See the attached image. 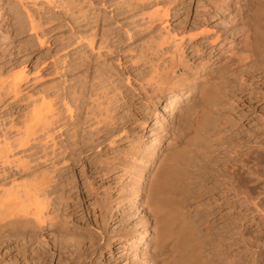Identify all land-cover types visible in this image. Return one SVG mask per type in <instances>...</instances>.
<instances>
[{"label":"bare ground","instance_id":"bare-ground-1","mask_svg":"<svg viewBox=\"0 0 264 264\" xmlns=\"http://www.w3.org/2000/svg\"><path fill=\"white\" fill-rule=\"evenodd\" d=\"M46 1H48V0H46ZM61 1H63V0H61ZM66 1H65V3H66ZM72 1L77 2L78 0H69L67 5H69V2H70V4H72L71 6H74L75 2L72 3ZM81 1H82V3L84 2L83 0H81ZM96 1H98V0H96ZM130 1H132V2L131 3H129V1L127 2V5H126L127 9L123 8V9H125V11H123L122 13H125L126 16H125V14H122L120 11L121 14L120 13L117 14V16L119 18L118 17L115 18L116 21L114 19L113 20H114L115 24H118V23H120V21H119L120 19H122V22L124 19L125 20L129 19V21H127V20L126 21L130 23V26H127L125 28V31H123L121 33L125 32L126 33L125 36H128L127 39H129V40L132 37H135V35L138 36L140 34L142 37H139V40H138L139 42L137 41L139 44L141 43L140 41L144 40L141 43L142 45L140 47L138 46L139 47V49H137L139 51L138 55H137V53H135L137 55V56H134L135 58L137 57V59H135V60H137V62H140V63L138 66L135 65V69H134L135 73L133 72L132 73L133 76H131V77L133 78V81L135 83H137L138 88L143 89L142 94L138 93V96L143 101V103L145 105H147V108H145L146 111L144 110L145 111V112H143L144 114H141L140 111L138 112L141 115H143V117L140 118L137 116L138 119H135V118L134 119L136 120V122L139 121L138 123H141V125L144 126L149 121V119L153 118V122H152L153 128H151V130H152L151 135L149 134L150 137L148 136L149 137V139H147L148 141H143V140H141V138L136 139L134 137L135 139L134 140L131 139L132 142H130V145H127L128 147L125 145L127 148L124 151H121V150H123L122 148H121V150L118 148L120 146H117L114 148L111 147L117 141H121L123 139L121 134L122 133L126 134V131H127L126 130V123L129 120L128 118L130 117L129 116L127 118L124 115V113H127V112H125L127 110L118 111L119 109H117V106L115 107L116 109L115 108L112 109L113 106L111 107V104H112V101L114 104L119 103L118 101H120L125 96L121 95L122 94L120 92L121 89L119 88L120 85H119V87L116 86L120 89L119 92L115 93L114 90L118 89L116 87H114V90H113L114 93L110 89L109 90L112 93L108 92V90H106L108 85H110V84L112 85L113 82L117 83L118 80L115 82L114 79H112V78L110 79V77H112L114 75L111 76L110 75L111 74L110 69L107 71L106 67L103 64H100L98 61L95 62V59L93 60L94 62H92L91 59L90 60L88 59L87 62L84 61L86 63H83L85 65V69H83L84 72L83 73H77L76 79L74 78L75 76L73 77L74 79L72 78L73 80H76V82H75V83H77V84H75L76 87L74 85L73 89H68V90H72V92L68 91V93H71L72 95L74 94L73 95L74 98L71 96L70 99H67V97H64L62 95V97H64V98H62L63 99L62 106H65V108H63V107L62 108L64 109L63 111L66 110L65 112L69 113L67 115H69L71 117V119L75 113L77 116H80V112H82L85 119L89 118V119L96 120V122L98 124L101 121L102 123L104 122V125L102 124L103 127H101V129L99 130L98 133L96 131V133L97 134L100 133V135L95 136L93 134L94 135L93 136V135L89 134L90 137L88 135L87 137H89V138L87 139V137H86L87 140L84 139L86 142L84 143L83 142L84 140H83L82 141L83 143L81 145H79V148L77 150H73L75 153L74 156H77L76 151H78V154H80V155L88 154L89 157L93 156L92 159L95 158L94 159L95 161L92 163H94L96 171H98L101 174H106V175H110L112 173H115L118 175L117 178H119L120 187L118 185L119 189L117 190L116 196L113 199V195H115V194L110 193V194H106V196L104 195L105 198H103V201H102L103 204H101L100 206L105 205V207H106V205L109 206V204L114 202V203H116V205L118 207L119 206L122 207L126 202H128L135 209H136V203H137L138 206L143 208V210L145 211L147 217L144 215L141 218L139 217V219H137V221L134 222L135 223L134 227H136L138 224L146 226L145 229L143 228L144 230H142V232H140L136 236V239L133 243L134 248L132 250L134 251V256L136 255L139 243L146 242V244H147L146 249H148V248L151 249L153 251V253L156 255V258H157L156 264H264V116L259 115L260 116L259 120H258V122L257 121L255 122V123H257V125L255 126L254 129H248V127H247L246 131L241 129V124L238 123L240 121V119H239V121L237 119H236L237 121L232 120L234 117L231 119L228 112H226V108H227L229 102H232V100H233V99L232 100L229 99L230 94L232 93V90H231L230 85H229L230 81L228 79V77H229L228 75H231V73H228L229 67L228 68L226 67L229 63L228 62L229 60L226 58L225 62H223V60L225 59V57L223 56L224 57V59L222 60L223 63H218L217 68L211 70L207 74L204 73L206 68H207V65L202 64V63H200L201 65L199 64V66L197 65V67H195L194 70L186 71L187 69H189L188 68L189 67L188 62L190 63V61H189V59L187 61V59H186L187 57L183 56L184 52L182 51L183 50L182 48H184V47H181V46L176 47L178 45L175 44L176 46L173 47L174 50L171 51V53H170V51H167L164 48L165 46L163 47L164 43L161 42V40H160V34L155 33L156 31L154 30V27H155L154 25H157V24H155L156 22L160 23V25L158 27L162 26L161 24L166 23L167 17L170 15L169 14V8L168 7H164L163 9L158 8L157 6H159L161 4V2H162L161 0H130ZM166 1H168V0H166ZM246 1L247 2H246V4H244V6H242L243 5L242 4L241 5L242 7L241 6L236 7L238 15H239L238 17L241 19V22L244 23V24L243 23L241 24V27H240V25L238 26L241 29L243 28V30L240 29V31H243V35L241 38L242 41L240 42V44L238 43V44L233 45L232 48L230 49V52H231V50H235V54L232 55V52H231V55L232 56L236 55V57L238 58V59L237 58L236 59L238 61H240L241 63H239L237 60H234V61L235 62L237 61L240 65H242V63H243V67H241V68H244V64L247 65V63L245 61H247L248 58L249 59L251 58L250 60L256 62L258 60L257 54L258 55L261 54V53L260 54L257 53V52H260L261 50H259V51H257V50L259 48L261 49V46H264V45L260 44V41H261L260 39L263 38L262 40H264V37L262 36V38H261L262 34H261L260 26H259L260 21H262L261 17L264 14V6H263L264 0H246ZM51 2H54V1H51ZM79 2H77V3H79ZM61 3L63 4L64 1ZM77 3H75V4H77ZM25 4H27V3H25ZM50 4H53V3H50ZM163 5L166 6L165 4H163ZM22 7H24V6H22ZM69 7H70V5H69ZM153 7H157V8L152 9ZM83 8L81 7L80 9L82 10ZM3 9L4 8L1 7V5H0V16L2 15ZM24 9H27V7ZM91 10L88 11V9H87V11L85 10L83 13L78 15L77 18L74 17V19H76L75 21H79V22H77L78 25H76L77 27L75 30L76 31L75 32V34H76L75 41H76V44L79 43L80 46H81L82 42H84L87 45V47L90 48V50L92 52H96V49L98 50V49H101L104 47L105 48L111 47L110 36H112L113 34L114 35L118 34L117 33L118 30H116V28L113 27L114 23L112 24V23H109V21H108V20L112 19V17L109 19L110 16L107 18V16L105 14L96 11V9L95 10L93 9L92 11ZM24 11H26V10H24ZM80 12H78V13H80ZM216 12H217V10H216ZM28 14H29V12H28ZM234 14H233V16H234ZM28 16H30V15H28ZM111 16H112V14H111ZM121 16H123V17H121ZM31 17H30V19H31ZM79 17L81 18V21L83 23H81L80 19L78 20ZM27 19H28V17H27ZM130 19H131V22H130ZM233 19H235V18H233ZM247 19H249V20L246 21ZM230 20H232V19H230ZM243 20L246 22H244ZM24 21H26V19H24ZM20 22H23V21H20ZM26 22H24V23H26ZM31 22H32V19H31ZM20 25H21V23H20ZM124 25L125 24H123V26ZM260 25H261V23H260ZM168 26H169V24H168ZM121 27H122V25H121ZM234 27H231V28L233 29ZM160 29H162V28H160ZM232 29H228V31L232 30ZM164 30H167V29H164ZM236 31H237V28H236ZM240 31L237 33L239 34ZM154 33L157 35H155ZM163 33H165V32H163ZM163 33L161 36L164 35ZM171 33H173V31ZM158 34H159V36H158ZM167 34H169V33L166 32L165 37L167 36ZM116 36H118V35H116ZM116 36H114V37H116ZM169 36H172V34ZM235 36H233V37L235 38ZM259 37H260V39H259ZM141 38H143V39H141ZM167 38H169V37H167ZM167 38L164 40H167ZM174 38H175V35H174ZM133 39H135V38H133ZM118 40H120L119 37H118ZM169 40H167V41H169ZM162 41H163V39H162ZM114 42L116 43V39L112 40V43H114ZM179 42L181 44V41H179ZM262 42H264V41H262ZM138 43H136V40H135V46H136V44L138 45ZM231 45L232 44H230V46ZM138 47L136 46V48H138ZM263 50H264V48H263ZM110 51H111V49H110ZM99 52L96 54H101ZM106 52H108V51H106ZM230 52L228 54H230ZM167 53L169 55H167ZM233 53H234V51H233ZM262 54H263V52H262ZM87 56H89V54ZM98 56H100V55H98ZM102 56H104V54ZM134 57H132L133 59L131 58V60H134ZM261 57H262V55H261ZM234 58L235 57H233V59ZM96 60H97V58H96ZM135 60H134V62H136ZM102 61H104V60H102ZM252 61H249V62L251 63ZM260 61L262 62V60H259V63H257V64H260ZM72 62H74V60ZM260 65H263V64L261 63ZM110 67H112L111 64H110ZM237 67H239V65H237ZM79 68H81V67H79ZM75 69H77V68H75ZM226 69H228L227 73H226ZM246 69H247V67H246ZM246 69H243V70L247 71ZM243 70H239V71H243ZM237 71H238V68H237ZM248 71H250V70L248 69ZM71 72H70V74H71ZM234 72H235V70H234ZM22 74L23 73H21V75ZM232 74H233V72H232ZM237 74H239V73H237ZM240 74L239 75L241 76V78H240L241 81H245L244 74L242 72H240ZM235 75H236V73H235ZM245 75H246V73H245ZM17 76L18 75H16V77ZM20 76H18V78ZM21 77H20V80L22 79ZM236 78H238V77H236ZM13 79H15V77ZM0 81H3V80L0 79ZM17 81L13 82V80H12L11 83L8 82V84L11 85V87L9 86L11 88V89L9 88L10 89L9 91H11L13 88H16V86H18ZM125 81H126V83H128V85L131 83L130 79H129V74H126L124 82ZM2 83H0V84H2ZM8 84L6 85L7 86L6 88H8ZM117 84H119V83H117ZM235 85L236 84L234 83V86ZM71 86H73L72 83H71ZM112 86H114V85H112ZM129 86H132V85L130 84ZM145 86H146V88L148 87V90H146V91L144 88ZM134 87H135V85H134ZM69 88H71V87L69 86ZM138 88L135 87V89H138ZM64 89H63V91H64ZM2 91H3V89H2ZM6 91H7V89L4 91L3 94H5ZM64 92L66 93V91H64ZM42 93H40V95ZM109 93H111L112 96ZM45 94H47V93H45ZM116 94L121 96L120 100L118 98H116L117 97ZM15 95H16V92H15ZM106 95H108L109 97ZM192 95H195L196 99H194L195 101L192 102V104H188V102H187L188 105L186 104L187 107L185 108V110H184V106H183L184 111L182 112L180 122L177 123L178 125L175 126L176 124H174V122L172 121L173 123L171 126H173V124H174V127L173 128L171 126L168 127L166 124L168 120L164 116L165 114H163L161 112L166 111V112H168L167 115L173 116L175 114V112L178 110L177 108H179L178 103L184 99L189 101L190 99L188 100V98L191 97ZM5 96H6V94H5ZM7 96H8V94H7ZM38 96H36V97H38ZM66 96H68V95H66ZM105 96L107 97V99ZM50 98H51V94H50ZM57 98L58 97L56 95V99ZM71 98L73 100H71ZM103 98H105V101H106L105 106H104V102L101 101V99H103ZM115 99H117V103H116V101L114 102ZM70 100H71V102H70ZM45 101H47V99H45ZM45 101H44V103L46 104ZM124 101H126V100H124ZM160 101H163L165 103H164L163 107L159 109L158 103ZM34 102H32V103H34ZM59 102H60V100H59ZM44 103L42 100V105L39 104L40 106L37 105V107L32 106L33 108L35 107L33 110H31L32 108H30V110L32 111L33 117L29 121V123L32 122L33 124L32 123H31V125L29 124L28 125L29 127L27 125L23 124V126L25 125L24 130H22L23 128L19 129L21 127L15 126V128H18L21 131H19L17 129V131H19L17 133L18 137H16L17 139L14 137L16 139V140L15 139L14 140L16 141L17 145H14L13 147L11 146V148L15 149L14 147H19V146L21 148L22 147L26 148V146L28 147L31 142H33V141L36 142V140H38V141L40 140V141H42V143L44 141V143H45V140L41 139V135L43 136V134L48 133V135H46V137L48 136V138H50V136L56 132V131L55 132L51 131L53 129V127H52V129L50 128V130L46 129L48 131L47 133H44V131H43L45 129V127L49 126V125L45 126L44 123L50 124V122L46 123L45 120L47 118L46 121H48V117H49L48 114H50L51 111H53V108L51 107L52 104L50 105L51 101H50V103H47V104H49V106L45 105ZM54 103H56V102H54ZM233 103H235V102H233ZM231 104L232 103H230V105ZM134 105H135V103H134ZM145 105H143V106H145ZM119 106H120V104H119ZM28 107H30V106H28ZM45 107H46L47 111H45L46 109L43 111V109ZM132 107L133 106L130 105V108H132ZM50 108H52V110ZM231 108H232V106H231ZM54 109H55V107H54ZM140 109H141V107H140ZM28 110H29V108H28ZM48 110H49V112H48ZM61 110H60V112L58 110V112L61 114L65 113V112H61ZM31 111H29L30 114H31ZM74 111H75V113H74ZM54 112H55V110H54ZM54 112L51 114L56 115L57 110H56V113H54ZM121 112L122 113L124 112V113L122 114ZM46 113H48V114H46ZM32 115H30V117L29 116L28 117L31 118ZM60 115H57V116H60ZM83 115H82V117H83ZM136 115H137V113H136ZM25 116H26V114H25ZM53 116H51L52 121L55 117L54 120L57 121L56 123L59 124V122H60L62 124L61 127H60V124H59V126H56V125L55 126L57 127V129L61 133H64L62 131H64L63 129H64L66 121L64 123H62L63 122L62 118L60 119V121H58L59 118H57L58 120H56L57 116H54V117ZM231 116H232V113H231ZM44 117H46V118H44ZM61 117H63V116H61ZM68 117H67V120H68ZM24 118H27V116ZM43 118H44V120H42ZM131 118H133V117H131ZM49 119H50V117H49ZM63 119H65V118L63 117ZM77 119H79V118L77 117ZM80 119H82V118H80ZM106 119H109V121L108 122L105 121ZM74 120H76V119H74ZM135 120H134V122H135ZM50 121H51V119H50ZM55 121H53V122H55ZM71 121H73V120H71ZM69 122H70V119H69ZM101 122H100V124H101ZM229 122L232 123V125L230 124L231 125L230 128L227 129L229 127L228 126ZM82 123L80 122V124H82ZM170 123H171V121H170ZM53 124H50V125L53 126ZM74 124H75V122H74ZM93 124H96V123L94 122ZM20 125H21V123H20ZM13 126H14V124H13ZM74 126L76 128V124ZM99 126L100 125L96 126L97 128H95V127L94 128L98 129ZM58 127H60V128H58ZM66 128H68V127H66ZM54 130H56V129H54ZM70 130H73V127L69 129V132H70ZM41 131H43V134L41 133ZM49 131H50V133H49ZM78 131H80V130H78ZM7 132H8V130H7ZM67 132L68 131L65 130V134H67ZM76 132H77V130L76 131L73 130V132H72L74 134V137L77 136V135H75ZM128 133L129 132H127V135H128ZM37 134L39 135L38 136L39 139H36L37 137L35 135H37ZM91 134H92V130H91ZM62 135H64V134H61V136ZM14 136H16V134ZM53 136L54 135H52V137ZM43 137H45V136H43ZM46 137H45V139H46ZM68 137H69V135H68ZM128 137L129 136H127V138ZM7 139H6V141H7ZM47 139H46V141H47ZM52 139H54V138H51L50 140L53 141ZM64 139H66V138L64 137ZM76 139L78 140V137ZM166 140L168 141V143L165 145V147H162L161 144H163V142H165ZM3 141L0 142L2 144V145L0 144L2 146V147L0 146V157H2L0 162L2 160L3 161L5 160L4 165L1 162V164L3 165V168H4L5 163L7 164V162L8 163L10 162V161H8V159L9 160L12 159V156H11V158H9V155L6 153L10 152L9 154H11V151L13 149L12 150L9 149L10 144H8V142H6V143L9 146L6 145L8 147H5L6 143H4L5 141L4 142ZM58 141H59V139H58ZM64 141H66V140H64ZM73 142H72V145L74 144ZM77 142L80 143L81 141H77ZM51 143H52V145H54L53 143H55V142L53 141ZM63 145L61 144V146H63ZM160 145H161V147L159 148ZM43 146L44 145H42V147ZM61 146H60V148H61ZM76 146H78V145H76ZM76 146H71V147L76 148ZM105 146H107V149ZM34 147H35V145H34ZM34 147H30L28 149V152H30L32 150L31 148L34 149ZM46 147L49 148V146H46ZM48 148H46V149H48ZM116 148H118V150H116ZM16 150H17V148H16ZM36 150L34 152H36ZM65 150H67V148ZM39 151H40V149H39ZM39 151H38V154L34 153L37 157H39L38 156L39 153H42L41 151L40 152ZM43 151H45L44 148H43ZM61 151L63 152L64 150L61 148ZM105 151H108L109 153L106 154ZM19 152L20 151L18 149V153ZM22 152H21V154H22ZM72 152H70V154ZM18 153H15L14 155H18ZM52 153H53V151H52ZM63 153H61V154H63ZM45 154L48 155V153L46 151H45ZM45 154H44V156H46ZM53 154H55V153H53ZM59 155H60V153H59ZM44 156H43V158H41V155H40L41 160H43L45 158ZM72 156H73V154H72ZM54 157H56V156H54ZM27 158H28V155H27ZM27 158H26V160H27ZM47 158H46V161L50 160V158L49 159H47ZM66 158H67V156L64 157V159H62V160H64L63 162H65ZM82 158L85 159L83 156H80V159H82ZM18 159H20V158H18ZM32 159L33 160H31L30 162H32V161L34 162L35 161L34 159L39 160V158H32ZM21 160H23V159H21ZM21 160H18L21 164L17 161V163L19 165L24 166V167H26L25 164L27 166L31 165V164L28 165L29 161H27V163H22ZM41 160H39V161H41ZM24 161H25V159H24ZM51 161H53V157H52ZM13 162H14V158H13ZM42 162L43 161H41V163ZM45 162H43V163L45 164V167H46L47 163H45ZM83 162H85V161H83ZM34 163H37V162H34ZM55 164L50 163L49 165H53V167H55L54 166ZM13 165H15V164L13 163ZM36 165L38 166V163ZM36 165H34V166H36ZM17 167H19V166H17ZM24 167H23V169L25 170L24 172H26V169H28L29 167H26V168H24ZM33 167H32L33 170H31L29 168L30 169L29 173L27 172L28 175L26 174V178L28 177L26 179L28 183L25 182V177H24V179H22L24 181L20 182L22 184H19L17 182L19 179H21L25 175H23L21 178L18 177V180L15 179L16 177L13 178L14 176L12 175L13 179L11 181V177H10L11 182L9 181V183H11V184H10L9 188H7L8 184H7V187H5V184L7 183V181H6L7 179L5 180V178L4 179L2 178L3 180H1L2 182L5 180L6 183L0 185V187H1L0 188V239H3V241H4L5 238H10V240H11V238L15 237L14 239H16L18 242H21L20 245H22L23 249L25 250L24 254H27L26 251L28 252V250L30 249V253H29L30 258L26 259L25 264H28V263L29 264H31V263H33V264H49V262H52L51 260L53 259V254H55V251L53 250L52 255L45 256V255H47V251H46V253L39 251L40 249H42V250L48 249V248L44 249L45 245H43L44 244L43 241H42L43 244L41 243V245H43L44 247L43 246H42V248L36 247V250L34 249L35 247L34 248L32 247V244L34 243V241H38L39 237L36 240H35V237H37V232L43 230L44 226L42 227V224H44V221L46 220L45 218L49 214L52 213V210L54 211V207L51 211L47 210V208H48V206L51 205V203L54 199L53 195H54V193H56L54 191V189L60 183V180H57V179L61 178V181H62V177L58 178L61 175L58 174V172H59L58 170L56 173V170L52 169L53 167L49 166L51 168V170H47L44 166H41L43 168V170L39 166H38V168H41L39 170H37L38 168L35 169L36 167L35 168H33ZM3 168H1V169H3ZM44 169H46V170H44ZM65 170H66V168H65ZM1 171H2L1 174L4 173V170H1ZM21 172L19 170V174ZM24 172H22V174ZM6 173L7 172L2 174L1 177H4L3 175L7 176ZM56 176H58L57 179H56ZM94 176H92V177L94 178ZM86 179L87 178L85 177V181H88V183L85 182L86 184L92 183L90 180H86ZM89 179H90V177H89ZM89 181H90V183H89ZM23 182H24V184H23ZM119 182H117V184ZM74 185H76V184H74ZM89 187H88V189H89ZM115 187H117V186H114V188ZM90 189L93 192H95L94 189H92V188H90ZM107 190H105V191H107ZM110 190H111V188L109 189V191ZM115 192H116V190H115ZM90 193L92 194V192L89 191V194ZM96 193H98V192L96 191ZM103 194H105V192ZM93 198H95V197H93ZM99 200L101 201V199H99ZM55 201H56V199H55ZM55 201H54V204L57 203V202L55 203ZM58 205H60V204H57V206ZM125 205H127V204H125ZM132 207H130V208L132 209ZM139 207H138V209H139ZM100 208H102V207H100ZM114 208H115V206H114ZM130 208H128V209H130ZM138 209H136V210L138 211ZM105 210H106V208H105ZM111 210H113V209H111ZM56 212H59V211H56ZM55 213L53 212L52 215L55 216L56 215ZM103 213H104V210H103ZM105 213H107V212H105ZM105 213H104V215H105ZM124 213H125V209H124ZM133 214L135 216V213H133ZM52 215H51V217H52ZM99 215H100V213H99ZM104 215H102V216H104ZM49 217H50V215H49ZM49 217H47V218H49ZM105 217H106V215H105ZM105 217H103V218H105ZM51 219L54 220V217ZM55 220L49 221V219H47V221H49L48 225L50 228L52 227V230H50V228L48 229V227H47V229L52 231L51 233H54V231H55L54 229L57 226L56 224L58 223ZM58 221L60 223V220H58ZM61 226H63V225H61ZM59 230H61V229H59ZM130 230H132V229H130ZM50 231H49V233H50ZM74 231L75 230L69 231V232H64V230H63V232H64L63 233V232H60L57 230V232L62 233V235L59 233H58L59 234L58 235L56 233L57 236H56V239H54L57 242L56 246H58V241H59V244L61 245L60 249H62V251L68 252V251H65V249L71 251V252H69V256L71 254H72V256H70L69 262L66 261L65 264H75L76 262L81 263L80 261L87 259L91 253H90V251H88L89 245L86 247H85V245H87V242H89V244H91V243L94 244V240L92 237H91L90 241L85 242L86 241L85 239L87 238L88 235L85 236L86 234L84 232H81V234H80V232L76 233V231L73 234ZM138 231H139L138 229H135L132 233H137ZM85 232H86V230H85ZM82 233H84L85 235ZM128 234H129V232H128ZM89 235H91V234H89ZM53 236H55V235H53ZM16 240L14 242H16V244H17ZM100 240H102V239H100ZM6 241H8V240H6ZM36 243H34V244H36ZM49 243H48V247L50 245ZM53 243L55 245V241ZM104 243H105L106 249L110 250L111 249L110 248L111 247V240L109 238L108 239L106 238V241ZM39 244H40V242H39ZM131 244H132V242H131ZM51 245H52V242H51ZM90 246H92V245H90ZM63 248H65V249H63ZM21 249H22V247H21ZM37 249H39V250H37ZM95 249H96V247H95ZM99 249L101 250V248H99ZM37 251H39V252H37ZM57 251L59 252L60 250L57 249ZM23 252H22V254H23ZM62 253L60 251L59 256L57 255L58 256V259H57L58 263L66 260V259L63 260L66 257L65 256L66 253L65 254L63 253V255L65 257L62 256ZM100 254H101V252H100ZM142 254L145 255L144 253H142ZM98 255H99V253H98ZM136 256H138V254ZM23 257H25V256H23ZM140 257H142V255ZM98 258H99V256L97 257V259ZM138 258H136V259H138ZM147 259L145 257L139 258L138 263L136 262V264H151ZM67 260H68V256H67ZM54 261H55V259H54ZM21 264H22V262H21ZM99 264H101V263H99Z\"/></svg>","mask_w":264,"mask_h":264},{"label":"rangeland","instance_id":"rangeland-1","mask_svg":"<svg viewBox=\"0 0 264 264\" xmlns=\"http://www.w3.org/2000/svg\"><path fill=\"white\" fill-rule=\"evenodd\" d=\"M51 1H54L55 3L51 2ZM60 1L59 0H48V1H46V0H36V1L35 0L34 1L33 0H20V1L19 0L18 1L17 0H0V5H1V7L4 8L3 11H2V15L0 16V79L3 80V81H0V83H2V82L4 83V84L3 83L0 84V86L2 85L1 86L2 88L0 87V95L2 94L4 96V97L2 95L0 96V98H1L0 99V134L3 136L2 137L0 135V137H1L0 138V142H2L5 139L4 140L5 142L4 141L3 142L4 143L8 142V144H10V148L9 149L12 150L13 148H11V146L13 147L14 145H17L15 140L17 139L16 137H18L17 133L19 131H21L19 129L23 128L22 130H24L25 129L24 128L25 125L28 126L29 124L31 125V123H32V122L29 123V121L33 117L31 110H33L35 108V107L33 108L32 106H36L37 107V105H39V104L42 105V100H43V103H44L45 99H47V101H45L46 104L44 103L47 106H49V104H47V103H50V101H51L50 105L52 104L51 107L53 108V111H51V113H53L54 110H55L54 113H56V110H57V113H58V114L56 113V115L55 114H51V113H50L51 114L50 115V114L46 113V114L49 115L51 121H50L49 117H48V121H46L47 118L44 117V118H46V120H45L46 123L50 122V124H53V123L54 124H53V126H51L49 123L48 124L44 123L45 126H47V125H49V126L45 127V129L43 131H44V133H47L48 132L47 130H50V128L52 129V127H53V129L51 131L52 132L56 131L53 134L51 133L52 135H54L53 137H52V135L51 136L49 135L50 138H48V136L46 137V135H48V133L47 134H43V131H41L43 136H45L46 139L48 138L47 141H46L45 137H43L41 135V139L45 140V143H44V141L42 143V141L36 140L37 143L35 141H33V142H31L32 144L31 143L29 144L30 147H34V145H35L34 149L31 148L32 150L30 152H28V149L30 148L29 146H28L29 148L27 146H26V148H24V147L21 148L19 146V147H14L15 149H13L11 151L12 155L9 154L10 152L6 153V154L9 155V158H11V156H12V159H11L12 161L8 159V161H10L11 163L10 162L9 163L7 162V164L5 163L4 168H3V165H4L5 160L1 161L3 165L0 162V166H1L0 167V174L2 172L1 170H4V173L7 172L6 173L7 176L3 175L4 177H1L2 174H4V173H2L0 175V185L6 183L5 180L7 179L6 180L7 183L5 184V187H7V184H8L7 188H9L10 184H11V183H9L10 177H11V181H12L13 178L16 177L15 179L18 180V177L21 178L23 175H25V176H23L17 182L19 184H22L20 182L24 181L22 179H24V177H25V182L28 183L27 180H26L28 178V177L26 178L27 172L29 173L30 169L33 170L32 167L34 165H36L37 163H38L39 167H41V166L45 167V164L43 162L46 161L47 157H48L47 159L50 158V160L45 162V163H47L46 167H45L47 170H51L50 167H53V165H49L50 163H53V164L56 163L54 165L55 167H53L52 169L56 170V173H57V170L59 171L58 174H60L61 176H59V177L56 176V179H57V177L58 178L62 177V181H61V178L57 179V180H60V183L57 181L59 184L54 189V191L56 192V193H54L55 196L53 195L54 199H53L51 205L48 206L47 210L51 211L53 209V207H54V211L52 210V213L53 212L55 213L56 211H59V212H56L55 213L56 215L54 214L55 216H53L52 213H51V214H49L50 217H49V215L47 216L49 218H47V217L45 218L46 220L44 221V224H42V227L44 226L43 230L37 232V237H35V240L39 237L38 241H34V243H36V242L37 243L36 244H34V243L32 244L31 243L32 247L33 248L35 247L34 248L35 250H36V247L37 248L38 247L42 248V246L45 245V247L44 246L43 247H44V249L48 248L47 250H42V249L39 250V249H37L40 252L42 251V252L46 253V251H47V255H45V256H50V255H52L53 250L55 251V254H53V259L52 260L50 259L52 262H49V264H60V263L61 264H63V263L65 264L66 261L69 262L70 256H72V254L69 256V252H71L70 250H66L65 248H63V249H65V251H68V252H64V251H62V249H60L61 245L59 244V241H58V246H56L57 242H56V240H54V239H56V236H57L56 233L57 234L59 233V234L62 235V233H60V232H63V230H64V232H69V231L75 230L76 233L80 232V234H81V232H84L86 235L84 233H82V234H84L85 236L88 235L87 238L85 239L86 240L85 242L90 241L91 237L94 240V244L93 243L89 244V242H87V245H85V247L89 245L88 246L89 247L88 251H90V253L92 255L90 254V256L87 259H84V260L81 259L83 262L82 261H80L81 263L76 262L77 264H92L93 262H94L93 264H97V263L98 264L99 263H101V264H129V263L130 264L131 263L132 264H136V262L138 263L139 258H144V257L146 259L148 258L147 260L151 264H156V260H157L156 255L153 253V251L151 249H149V248L146 249V247H147L146 242H144L145 244L143 242L139 243L138 249H137V252H136V255L138 254V256H136V255L134 256V251L132 250L134 248V246H133L134 244L133 243H134V241L136 239V236L140 232H142V230H144L145 227H146V226H143L141 224H138L137 226L135 225L136 227H134V224H135L134 222H136L137 219H139V217L141 218L144 215L147 217V215H146L145 211L143 210V208L139 207L138 204L136 203V209H138V207H139V209L137 211L128 202L125 203L127 205L124 204L122 207H120V206L118 207L116 205V203H114V202L109 204V206L106 205V207H105V205L100 206L101 204H103L102 201H103V198H105L106 194H110V193L115 194V195H113V199L116 196L117 190L120 187L119 178H117L118 175L115 174V173H112L110 175H106V174H101L98 171H96L95 165H94V163H92V162L95 161L94 160L95 158L92 159L93 156L89 157L88 154L80 155V154H78V151H76V155L78 157L74 156L75 153H74L73 150H77L79 148V145H81L83 142L85 143L86 141L84 139H86V137L89 134L90 135L94 134L95 136L100 135V133L99 134H97V133L99 132L101 127H103L104 122L102 123L100 121L101 124H100V122L98 124L96 122V120L89 119V118L85 119L84 115L82 114V112H80V116H77L75 111H74L75 114L73 113L74 116L71 119V117L69 115H67L69 113H66L65 112L66 110L63 111L64 110L63 108H65V106H62V103H63V99L62 98L67 97V99H70L71 96L74 98V96H73L74 94L72 95L71 93H68V91L72 92V90H68V89H73L74 85L77 84V83H75L76 80H73L74 78L76 79L77 73H83L84 72L83 69H85V65L83 63H86L88 59L89 60L91 59L92 62H94L93 60L95 59V62L98 61L100 64H103L106 67L107 71L110 69V73H111L110 75L111 76L114 75V76L110 77V79L111 78L114 79L115 82L117 80L119 81V82L117 81V83H119V84L113 82L114 84L112 83V85H114V86H112L111 84L108 85L106 90H108V92H111V91L114 90V87H116V86L119 87V85H120L119 88L121 90L118 87H116L118 89L114 90V91H115V93H117L120 90V92L122 93L121 95L126 97V98L125 97L122 98L123 100L122 99L120 100L121 96L116 94L117 95L116 98H118L120 101H118L119 103H117V99H115L114 102L116 101L117 104H114L113 101H112V104H111V107L113 106L112 109L117 106V109H119L118 111L127 110V111H125L127 113L123 112L125 117L128 118L130 116L128 118L129 120L126 123V130H127L126 134L125 133L121 134L123 139L121 141H117L116 142L117 144L115 143L116 145L113 144V146H111V145L110 146L113 147V148L117 147V146H120L118 148L120 150L122 148L123 150H121V151H124L128 147L127 145H130V142H132L131 139L134 140L135 138L136 139H140L141 138V140H143V141H148L147 139H149V137L151 135V132H152L151 128H153V126H152L153 118L149 119V121L144 126H142L141 123H138L139 121L136 122L135 119H138L137 116L140 117V118L143 117V115H141V114H144L143 112L146 111L145 108H147V105H145L143 103V101L138 96V93L142 94L143 89L138 88L137 83H135L133 81V78L131 77V76H133L132 73L134 72L135 65L138 66L139 63H140V62H137V60H135V59H137V57L135 58L134 56L138 55L139 51L137 49H139V47L142 45L141 43L144 40L140 41L141 43L139 44L138 43L139 42L138 41L139 37H142L140 34L138 36L135 35V37L131 38L132 40L131 39L129 40V39H127L128 36H125L126 35L125 32L121 33L123 31H125V28L127 26H130V23L127 22V21H129V19L128 20L126 19L127 21L124 19L123 22H122V19H120L119 20L120 23H118V24H115V22H114V20L116 21L115 18L118 17L117 14H119L120 11L122 13L123 11H125V9H127V7H126L127 2L129 1V3H131L132 1H130V0H128V1L127 0H98V1H96V0H89V1L88 0H83L84 2L82 3L81 0H78L77 2L80 1L82 4L80 2L77 3L76 1H72V3L75 2L78 5L74 3V6H71L72 4H70V2H71L70 1L69 2L70 7H69V5H67L69 0H67V1L63 0L64 1L63 4L61 3L63 1H61V2ZM65 1H66V3H65ZM161 1H162L161 4L159 6H157V7L160 8V9L161 8L163 9L164 7H168L169 8V14H170L167 17V21H166L165 24H161L162 26L158 27L160 25V23L156 22L155 24H157V25H154L155 26L154 30L156 31V32L155 31L154 32L160 34V40H161V42L164 43L163 47L165 46L164 48L167 51H170V53H171V51L174 50L173 47H175L176 45H178L176 47H179V46L184 47V48H182L183 49L182 51L184 52L183 56H186L187 58L186 57L185 58L187 59V61H188V59L190 61V63L188 62V64H189L188 68L189 69H187L186 71L194 70V68L197 67V65L199 66V64L202 63V64L207 65V68H206V70L204 72V73L207 74L211 70L216 69L218 63L225 62V60L227 58L229 60L228 61L229 63H228V65L226 67L227 68L229 67L228 68L229 72L227 71L228 69H226V73L227 72L231 73V75H228V74L227 75L231 78L230 79L228 77V79L230 81L229 85H230V88L232 90V93L230 94L229 99H231V100L233 99V100H232V102H229V104L227 106L228 109L226 108V112H228V114L230 115L231 119L234 117L232 120H236L237 119L239 121V119H240V121L238 123L241 124V129H243L244 131H246L247 127H248V129H254L255 126L257 125V123H255V122L256 121L258 122L259 117L261 115L264 116V67H263L264 66V60H263L264 59V55H263L264 54V50H263L264 46L260 45L261 49L259 48L257 50V51L261 50L260 52H257L259 54L261 53L260 55L257 54V58H258L257 61L258 62L257 61L256 62L252 61V60H250L251 58L250 59L248 58V60L245 61L247 63V65L244 64V68H241V67H243V63H242V65L239 64L241 62L237 60L238 58L236 57V55L232 56L233 54H235V50H231L232 55H231V52H230V49L232 48L233 45L238 44V43L240 44V42L242 41L241 38H242V35H243V31H240V29H241L240 27H241V24L243 22H241V19L238 17L239 15H238L236 7H239L242 4H243L242 6H244V4H246L247 1L246 0H168V1L161 0ZM25 3H27V4H25ZM48 3L49 4L53 3L54 5L53 4L49 5ZM163 4H165L166 6H164ZM22 6H24V7H22ZM26 7H27V9H24ZM79 7L80 8L84 7V8L81 10ZM157 7H153L152 9H155ZM123 8H125V9H123ZM23 9L26 10V11H24ZM87 9H88V11H90L91 9L92 10L96 9V11L105 14L107 16V18L110 16L109 19L112 17V19H110V20L107 19V20L109 21V23H112V24L114 23V26L113 25L112 26L114 28H116V30H118L117 31L118 34H116L118 36L114 35L113 33H112L113 35L111 34L112 35V36H110L111 47L101 48L102 50L98 49L100 52L97 49H96V52H92L90 50V48L87 47V45L84 42H82L81 46H80L79 43L76 44V41H75V39H76L75 32L76 31L75 30H76V27H77L76 25H78L77 22H79V21H75L76 19H74V17L77 18L78 15L83 13L85 10L87 11ZM216 10H217V12H216ZM27 11L29 12V14H28ZM78 12H80V13H78ZM111 14H112V16H111ZM122 14H125V13H122ZM233 14H234V16H233ZM28 15H30V16H28ZM263 15L261 17L262 21H260L261 25L259 23L261 34H262L261 38H262V36L264 37V20H263L264 16ZM123 16H121V17H123ZM125 16H126V14H125ZM27 17H28V19L30 21L27 19ZM30 17L32 19V22H31ZM233 18H235V19H233ZM24 19H26L27 22L24 21ZM79 19L81 21L80 17L78 18V20ZM230 19H232V20H230ZM248 20L249 19H247L246 21H248ZM20 21H23V22H20ZM246 21H244V22H246ZM24 22H26V23H24ZM130 22H131V19H130ZM20 23H21V25H20ZM81 23H83V22L81 21ZM123 24H125L124 25L125 27L123 26ZM168 24H169V26H168ZM121 25H122V27H121ZM239 25H240V27H238ZM234 26L237 28V31H236V28ZM231 27H234V28L232 29ZM160 28H162V29H160ZM164 29H167L168 31L164 30ZM228 29H232V30L228 31ZM241 30H243V28ZM172 31H173V33H171ZM239 31H240V33L238 34L237 32H239ZM163 32H165V33H163ZM166 32L169 33V34H167V36L165 37ZM162 33L164 34L163 36L165 38L163 36H161ZM170 33L172 34V36H169V35H171ZM159 34H158V36H159ZM155 35H157V34H155ZM174 35H175V38H174ZM114 36H116V37H114ZM233 36H235V38ZM118 37L120 38V40H118ZM167 37H169V38H167ZM113 38L116 39V43L115 42L112 43V40H114ZM133 38H135V39H133ZM166 38H167V40H169V39L170 40L169 41L164 40ZM141 39H143V38H141ZM162 39H163V41H162ZM259 39H260V37H259ZM262 39H260L261 40L260 44L264 45V42H262L264 40H262ZM135 40H136V43H138V45L136 44L137 47L139 46L138 48H136V46H135ZM178 40L181 41L182 45L180 44V42ZM230 44H232V45L230 46ZM110 49H111V51H110ZM106 51H108V52H106ZM233 51H234V53H233ZM98 52L101 53V54L104 52L103 53L104 56H102L103 54L102 55L101 54H96ZM229 52H230V54H228ZM262 52H263V54H262ZM135 53H137V55ZM168 53H167V55H169ZM88 54H89V56H87ZM98 55H100V56H98ZM261 55H262V57H261ZM223 56L225 57V59H224ZM132 57H134V60L136 62H134V60H131ZM233 57H235V58L233 59ZM96 58H97V60H96ZM73 60H74V62H72ZM102 60H104V61H102ZM222 60H223V62H222ZM234 60H237L239 63L237 61L235 62ZM259 60H262V62L260 61V64L262 63L263 65L257 64V63H259ZM84 61H86V62H84ZM249 61H252V62L250 63ZM110 64L112 65V67H110ZM236 64L239 65L240 68L237 67ZM79 67H81V68H79ZM246 67H247V69H246ZM75 68H77V69L79 68L80 70L79 69L77 70ZM237 68H238V71L239 70H243V69H246L247 71L243 70V71H239L238 72ZM233 69L235 70V72H234ZM248 69L251 72L248 71ZM231 71L233 72V74H232ZM70 72H71V74H70ZM240 72H242L244 74L245 81H241ZM21 73H23V74L21 75ZM235 73H236V75H235ZM237 73H239L240 75L237 74ZM245 73H246V75H245ZM126 74H129V79H130V82H131L130 84L132 86H129L130 84L128 85V83H126V81L124 82ZM16 75H18V76L21 75L22 77L21 76L20 77L22 79L20 80V77L18 78V76L16 77ZM14 77H15V79H13ZM236 77H238V78H236ZM12 80H13V82L14 81L16 82L18 80L17 81L18 82L17 83L18 86H16V88L12 87L14 90L12 89L11 91H9L11 89L10 88L11 85L8 84V82L11 83ZM71 83H72L73 86H71ZM234 83L236 84L235 86H234ZM7 84H8V88H6ZM134 85L138 89H135ZM69 86L71 88H69ZM75 87H76V85H75ZM62 88L63 89L65 88L64 91H66V93L63 91ZM144 88H145V91L148 90V87L146 88V86H145ZM2 89H3V91H2ZM4 89L5 90L7 89V91L5 93L6 96H5V94H3L4 91H5ZM114 91H113V93H114ZM15 92H16V95H15ZM40 93H42V94L40 95ZM45 93H47V94H45ZM111 93H109V94H111ZM7 94H8V96H7ZM50 94H51V98H50ZM56 95L58 97L57 99H56ZM62 95L64 97H62ZM66 95H68V96H66ZM36 96H38V97H36ZM106 96H108V95H106ZM111 96H112V94H111ZM106 99H107V97H106ZM194 99H196V96L192 95L191 97L188 98L189 101H187L185 99L181 100L178 103V106H179V108H177L178 110L176 109L177 111L175 112V114L173 116L171 115L172 117L167 115L168 112H166V111L161 112V113L165 114L164 116L168 120L167 123H166L168 127H170L173 122H174V124H176L175 126L178 125L177 123L180 122L182 112L187 107L186 106L187 102H188V104H192V102L195 101ZM59 100H60V102H59ZM71 100H73V99L71 98ZM71 100H70V102H71ZM124 100H126L127 102L124 101ZM101 101L104 102V106H105V104H106L105 98L101 99ZM32 102H34V103H32ZM54 102H56V103H54ZM233 102H235V103H233ZM134 103H135V105H134ZM164 103L165 102H163V101H160L158 103L159 109L163 107ZM230 103H232L233 105L232 104L230 105ZM119 104H120V106H119ZM27 105L30 106V107H28ZM130 105H132L134 108L133 107L130 108ZM143 105H145V106H143ZM183 106H184V110H183ZM231 106H232V108H231ZM54 107H55V109H54ZM140 107H141V109H140ZM28 108H29V110H28ZM30 108H32V109L30 110ZM52 108H50V109L52 110ZM45 109H46V107L43 109V111ZM58 110H59V112L61 110V112H65V113L61 114V113L58 112ZM29 111H31V114L29 113ZM45 111H47V109ZM139 111H140L141 114L138 113ZM48 112H49V110H48ZM136 113H137V115H136ZM231 113H232V116H231ZM25 114H26L27 118H24V117H26ZM30 115H32L31 118H29ZM53 115L54 116L60 115V116L56 117V120H58L57 118H59L58 121H60V119L62 118V120H63V122L61 121L62 123H64L66 121L64 129L62 128L64 130L62 132H64V133H61L57 129L56 126H59V124H60V127H61L62 124L60 122H59V124L56 123L57 121L54 120L55 117ZM82 115H83V117H82ZM51 116L54 117L53 121H55V122L52 121ZM61 116H63L65 119H63V117H61ZM67 117H68V120H67ZM77 117L79 119H77ZM131 117H133V118H131ZM44 118L42 120H44ZM80 118H82V119H80ZM69 119H70L71 123L69 122ZM74 119H76V120H74ZM71 120H73V121H71ZM134 120H135V122H134ZM105 121L108 122L109 119H106ZM170 121H171V123H170ZM74 122L76 124V128L74 126L75 125ZM80 122L81 123L83 122V123L80 124ZM94 122L96 124H93ZM20 123H21V125H20ZM13 124H14V126H13ZM23 124H25V125L23 126ZM174 124H173V126H171L172 128L174 127ZM230 124L232 125V123L229 122V124H228L229 127L227 129L230 128V126H231ZM95 125L96 126L100 125V126L98 127V129H95V128H97ZM15 126L16 127H21V128L18 129V128H15ZM60 127H58V128H60ZM66 127H68V128H66ZM72 127H73V130H75V131L77 130V132L75 134L77 136H75V137L76 138L78 137V140L74 137V134L72 133L73 130H70V132L72 131L71 133L69 132V129L72 128ZM17 129L19 131H17ZM54 129H56V130H54ZM7 130H8V132H7ZM65 130L68 131L70 134L68 132H67V134H65ZM78 130H80V131H78ZM91 130H92V134H91ZM96 131H97V133H96ZM127 132H129L128 135H127ZM49 133H50V131H49ZM15 134H16V136H14ZM38 134L35 135L37 137L36 139H39V137H38L39 135ZM57 134L58 135L60 134L59 135L60 137ZM61 134H64V135L61 136ZM68 135H69V137H68ZM90 135H89V137H90ZM127 136H129L130 138L129 137L127 138ZM64 137L66 139H64ZM89 137H87V139ZM51 138H54V139H52L55 142V143H53L54 145H52V143H51V142H53V141L50 140ZM6 139H7V141H6ZM58 139H59V141H58ZM64 140H66V141H64ZM75 141L76 142L77 141H81V142L80 143L79 142L76 143ZM72 142L74 143L73 145H72ZM167 143H168L167 140L165 142H163V144H161L162 147H165V145ZM8 144L6 143L5 147H8L9 146ZM61 144L62 145L64 144V145L61 146ZM6 145H8V146H6ZM42 145H44V146L42 147ZM76 145H78V146H76ZM161 145L159 146V148L161 147ZM46 146H49L50 149L48 147H46ZM60 146L64 150L63 151L64 153L61 151ZM69 146L70 147L71 146H76V148L75 147H71L70 148ZM105 147L107 149V146H105ZM16 148H17V150H16ZM43 148L48 153L49 156L45 154V151H43ZM46 148H48V149H46ZM66 148H67V150H65ZM118 148H116V150H118ZM18 149L20 151L19 153H18ZM20 149L21 150L23 149L22 150L23 152ZM39 149H40V151L42 153H39V155H38L39 157H37L35 154H38ZM35 150H36V152H34ZM52 151L55 154H53ZM69 151L72 152V153L70 154ZM21 152H22V154H21ZM15 153H18V155H14ZM59 153H60V155H59ZM61 153H63V154H61ZM105 153L107 154L109 152L105 151ZM44 154L46 156H44ZM72 154H73V156H72ZM27 155H28V158H27ZM40 155H41V158H43V156H44L45 160L44 159L41 160ZM16 156L18 158H20V159H18ZM54 156H56V157H54ZM66 156H67V158L65 159V162H63L64 160H62V159H64V157H66ZM80 156H83L85 159H83V158H82L83 160L80 159ZM52 157H53V161H51ZM13 158H14V162H13ZM16 158L18 160L23 159V160H21L22 163H27V161H29L28 165L29 164H31V165L27 166L25 164V166L29 167L30 169L28 168V169H26V172H24L25 171L23 169L24 166L19 165L17 163L18 160ZM26 158H27V160H26ZM32 158H39V160H41L43 162L41 163V161H39L38 159H34L35 160L34 162H37V163H34L33 161H32L33 162L32 163V162H30L31 160H33ZM1 159H2V157H0V160ZM24 159H25V161H24ZM83 161H85V162H83ZM13 163L15 165H13ZM17 166H19V167H17ZM38 166L36 165L33 168L36 167L35 169H37ZM26 167H24V168H26ZM1 168H3V169H1ZM41 168H38L37 170H39ZM65 168H66V170H65ZM18 169L20 170V172L23 170L22 172H24L25 174L24 173L22 174V172L19 174V170ZM46 169H44V170H46ZM42 170H43V168H42ZM91 175L92 176L95 175L94 178ZM85 177L87 178L86 180H90L92 183H90V181H89L90 184H86L85 182L88 183V181H85ZM89 177H90V179H89ZM2 178L3 179L5 178V180L3 182L1 181V180H3ZM117 182H119V183L117 184ZM23 184H24V182H23ZM74 184H76V185H74ZM118 185H119V187H118ZM114 186H117V187L114 188ZM88 187H89V189H88ZM90 188L94 189L95 192H93ZM108 188L109 189L111 188V190L109 191ZM104 189L105 190L108 189V190L105 191ZM115 190H116V192H115ZM89 191L92 192V194L91 193L89 194ZM96 191L98 193H96ZM104 192H105V194H103ZM93 197H95V198H93ZM55 199H56V201H55ZM99 199H101V201ZM54 201H55V203L56 202L57 203L54 204ZM57 204H60V205L57 206ZM114 206H115V208H114ZM100 207H102V208H100ZM130 207H132V209ZM105 208H106V210H105ZM128 208H130V209H128ZM111 209H113V210H111ZM124 209H125V213H124ZM103 210H104V213L107 212V213H105L106 217H105V215L103 213ZM99 213H100V215H99ZM133 213H135V216H134ZM51 215H52V217H51ZM102 215H104V216H102ZM53 217H54V220L56 219L55 221L58 222L56 224L58 227L56 226L55 229H54L56 231V232L54 231L55 234L51 233L52 231H50V230H52V227L50 228L49 225H48L49 221H51V220L54 221L53 219H51ZM103 217H105V218H103ZM63 218L64 219L66 218V219L64 220ZM47 219H49V221H47ZM57 219L60 220V223H59V221ZM61 225H63V226H61ZM47 227H48V229L50 228V230H48ZM134 228L138 229L139 231L137 233H132L135 230ZM59 229H61V230H59ZM130 229H132V230H130ZM57 230L60 231V232H57ZM85 230H86V232H85ZM49 231H50V233H49ZM75 231L73 232V234L75 233ZM128 232H129V234H128ZM52 234L55 235V236H53ZM89 234H91L92 236L89 235ZM14 238L15 237L11 238V240H10V238H5L4 241H3V239H0V241L2 242V243L0 242V245L2 244L0 246V264H21V262H22V264H25L26 263V259L30 258V255H29L30 249L28 250V252L26 251L27 254H24L25 250L23 249V246L20 245L21 242H18ZM106 238L107 239L109 238L111 240V247H110L111 249L110 250L106 249V246H105V243H104L106 241ZM100 239H102V240H100ZM6 240H8V241H6ZM15 240L17 241V244H16V242H14ZM42 241L44 242V244H43ZM54 241H55V245L53 243ZM130 241L132 242V244H131ZM39 242H40V244H39ZM51 242H52V245H51ZM41 243L43 245H41ZM48 243L50 244L49 247H48ZM90 245H92V246H90ZM21 247H22V249H21ZM95 247H96V249H95ZM99 248H101V250ZM57 249L60 250L61 253L62 252L64 254L66 253V255H65L66 257L62 253V256L65 257V258L63 257L64 258L63 260L66 259L65 261H62L63 263L62 262H60V263L57 262V259H58V256H59V252H60V251L58 252ZM39 251H37V252H39ZM22 252H23V254H22ZM100 252H101L102 255L100 254ZM98 253H99V255H98ZM142 253H144L145 255H143ZM97 255L99 256L100 259L99 258L97 259V257H98ZM141 255H142V257H140ZM23 256H25V257H23ZM67 256H68V260H67ZM136 258H138V259H136ZM54 259H55V261H54ZM31 264H33V263H31Z\"/></svg>","mask_w":264,"mask_h":264}]
</instances>
